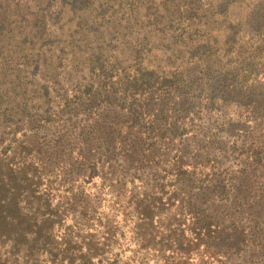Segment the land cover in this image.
Listing matches in <instances>:
<instances>
[{
	"label": "trees",
	"instance_id": "obj_1",
	"mask_svg": "<svg viewBox=\"0 0 264 264\" xmlns=\"http://www.w3.org/2000/svg\"><path fill=\"white\" fill-rule=\"evenodd\" d=\"M0 140V264H95L53 183L116 149L160 264H264V0H0Z\"/></svg>",
	"mask_w": 264,
	"mask_h": 264
},
{
	"label": "rangeland",
	"instance_id": "obj_2",
	"mask_svg": "<svg viewBox=\"0 0 264 264\" xmlns=\"http://www.w3.org/2000/svg\"><path fill=\"white\" fill-rule=\"evenodd\" d=\"M215 115V111L209 112V116L213 117ZM74 117H78L77 120L83 118V112L79 116ZM5 132H10V127ZM21 134L18 132L16 135L18 142L21 141ZM11 137H13V133L4 134V138L9 139ZM6 142H8L7 139L3 145L9 146ZM123 156L124 154L119 149H116L113 156L104 155L101 158L100 163L103 166L98 165L94 174L86 171L85 175H76L70 182H65L62 175L57 178V181L53 183L56 187L54 191L56 193V201L65 199V196L72 194H77L80 197L81 193L82 198H89L93 205L92 211L82 221L83 225L86 224V227L74 226V221H72L71 217H68L67 222L64 220L63 224L57 225L58 233L66 230V228L68 230L69 226H71L70 229L80 230L84 236H89L88 233H95L96 239H94L100 241V250H98V254L94 258L95 264H160L162 258L160 257L161 253L159 251L161 249H158L159 246L154 248L145 242H141V240L137 242L133 238L132 228L135 221L138 220V216L134 211L135 200L133 197L131 198L130 194L137 191L135 188L139 187V179L137 177L134 178L132 172L125 169ZM107 160L110 161L107 162ZM104 182L112 185L117 183L122 186V190L119 191L122 198L120 201L121 206L120 204L113 205L115 200L111 199L112 193L108 191L109 188H104ZM101 186L102 188L100 189ZM108 214L109 218H106ZM99 217L102 220L98 221ZM106 220L112 222L115 236L110 244L102 245L105 234L101 229ZM161 221L163 222L162 218ZM160 225L163 224L158 225V222L155 223V226ZM165 254L169 255V252Z\"/></svg>",
	"mask_w": 264,
	"mask_h": 264
}]
</instances>
